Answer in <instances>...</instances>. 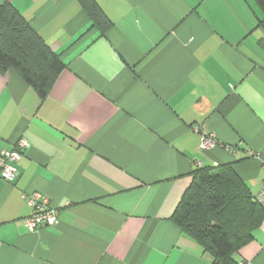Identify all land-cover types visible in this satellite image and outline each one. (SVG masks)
Here are the masks:
<instances>
[{"label":"crops","instance_id":"obj_1","mask_svg":"<svg viewBox=\"0 0 264 264\" xmlns=\"http://www.w3.org/2000/svg\"><path fill=\"white\" fill-rule=\"evenodd\" d=\"M9 1L66 68L42 99L0 70V158L26 136L15 180L0 178V264H212L172 215L200 166L231 163L264 183V24L252 0ZM211 131L220 144L201 149ZM236 149V150H234ZM41 192L59 223L31 231ZM264 264V220L234 255Z\"/></svg>","mask_w":264,"mask_h":264},{"label":"trees","instance_id":"obj_2","mask_svg":"<svg viewBox=\"0 0 264 264\" xmlns=\"http://www.w3.org/2000/svg\"><path fill=\"white\" fill-rule=\"evenodd\" d=\"M261 9L264 0H252ZM91 17L90 29L105 35L113 26L96 0H80ZM66 64L11 2L0 3V70L15 69L44 99ZM172 219L213 257L212 264H239L235 253L253 239L264 220V205L252 194L231 163L200 165Z\"/></svg>","mask_w":264,"mask_h":264},{"label":"built area","instance_id":"obj_3","mask_svg":"<svg viewBox=\"0 0 264 264\" xmlns=\"http://www.w3.org/2000/svg\"><path fill=\"white\" fill-rule=\"evenodd\" d=\"M196 130L202 134L201 149H211L218 145L230 148L228 145L220 144L215 133L202 131L200 127H196ZM28 147L29 140L26 136H23L19 139L16 147L2 152L0 158V178L6 181H12L17 178L19 170L16 163L24 156ZM23 196L27 198L29 204L34 208V212L25 219V224L29 230L34 231L41 227L55 226L59 223V211L50 205V199L47 195L36 191L29 195L24 194ZM255 197L264 205V183L260 192Z\"/></svg>","mask_w":264,"mask_h":264}]
</instances>
